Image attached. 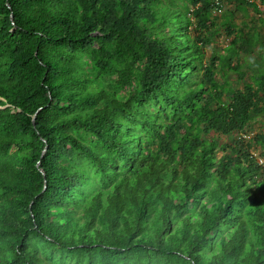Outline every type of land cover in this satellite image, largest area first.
Instances as JSON below:
<instances>
[{"label": "trees", "instance_id": "trees-1", "mask_svg": "<svg viewBox=\"0 0 264 264\" xmlns=\"http://www.w3.org/2000/svg\"><path fill=\"white\" fill-rule=\"evenodd\" d=\"M222 1L0 0V264H264V7Z\"/></svg>", "mask_w": 264, "mask_h": 264}, {"label": "rangeland", "instance_id": "rangeland-1", "mask_svg": "<svg viewBox=\"0 0 264 264\" xmlns=\"http://www.w3.org/2000/svg\"><path fill=\"white\" fill-rule=\"evenodd\" d=\"M257 3L259 6H263L264 7V4L261 3L260 1L257 0ZM223 10H233L235 12L234 14V21L237 23V24H241L242 21H252L253 19L257 18L258 15L252 11V10H248V14L245 15L243 14L242 12H240L239 10H235L234 8V4L233 2H227L226 0H223L222 1V7H221V11H219L218 13L221 14V12ZM217 14L216 16L219 17L220 15ZM261 17H264V11L261 12ZM247 26H244L243 30H247ZM264 30V27H261L260 28V31H261V36H262V39L264 40V34H263V31ZM221 31V30H220ZM230 40V37H228L227 35L224 34V32H220L219 35H216L213 39V41L210 43V45H208L206 47V57H209L211 55V53L213 51L217 52V51H221V49L227 45V43L229 42ZM258 50H253L252 54L251 55H247V54H241L242 55V60H244V67L243 69L245 71H247V65H246V61H248L250 58H253V59H259L258 57ZM246 66V67H245ZM255 67H257V64L254 65ZM231 80H233L234 78V74H231ZM235 84V83H234ZM259 120L254 122L253 123V132H264V115L263 116H259L258 118ZM222 138L225 139L226 136H222L220 137V139ZM255 153H258V149L256 150ZM260 161V160H259Z\"/></svg>", "mask_w": 264, "mask_h": 264}, {"label": "built area", "instance_id": "built-area-1", "mask_svg": "<svg viewBox=\"0 0 264 264\" xmlns=\"http://www.w3.org/2000/svg\"><path fill=\"white\" fill-rule=\"evenodd\" d=\"M216 1V3L218 4V2L220 3V0H215Z\"/></svg>", "mask_w": 264, "mask_h": 264}, {"label": "water", "instance_id": "water-1", "mask_svg": "<svg viewBox=\"0 0 264 264\" xmlns=\"http://www.w3.org/2000/svg\"><path fill=\"white\" fill-rule=\"evenodd\" d=\"M33 123H34V121H33Z\"/></svg>", "mask_w": 264, "mask_h": 264}]
</instances>
